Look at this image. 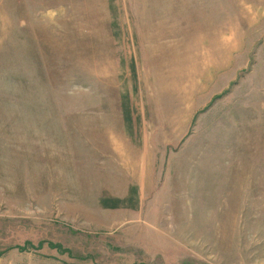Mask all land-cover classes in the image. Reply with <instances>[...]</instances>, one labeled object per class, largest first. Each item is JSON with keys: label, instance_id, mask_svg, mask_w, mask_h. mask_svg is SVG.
<instances>
[{"label": "rangeland", "instance_id": "374dc122", "mask_svg": "<svg viewBox=\"0 0 264 264\" xmlns=\"http://www.w3.org/2000/svg\"><path fill=\"white\" fill-rule=\"evenodd\" d=\"M0 264H264V0H0Z\"/></svg>", "mask_w": 264, "mask_h": 264}, {"label": "bare ground", "instance_id": "6f19581e", "mask_svg": "<svg viewBox=\"0 0 264 264\" xmlns=\"http://www.w3.org/2000/svg\"><path fill=\"white\" fill-rule=\"evenodd\" d=\"M249 11V10H248ZM251 17V16H250ZM228 38V37H227ZM222 45L224 46V47H226V45H229V48L231 47V46H233V43L231 42V39L230 38H228V39H226V40H222Z\"/></svg>", "mask_w": 264, "mask_h": 264}]
</instances>
